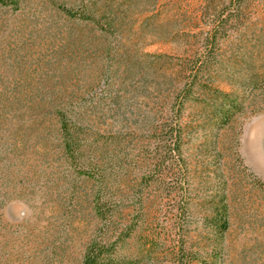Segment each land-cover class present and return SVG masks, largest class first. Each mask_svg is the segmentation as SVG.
<instances>
[{
	"label": "rangeland",
	"instance_id": "374dc122",
	"mask_svg": "<svg viewBox=\"0 0 264 264\" xmlns=\"http://www.w3.org/2000/svg\"><path fill=\"white\" fill-rule=\"evenodd\" d=\"M15 1L0 5V264H83L94 242L118 264L215 247L264 264V0ZM208 89L238 105L224 126Z\"/></svg>",
	"mask_w": 264,
	"mask_h": 264
},
{
	"label": "trees",
	"instance_id": "16d2710c",
	"mask_svg": "<svg viewBox=\"0 0 264 264\" xmlns=\"http://www.w3.org/2000/svg\"><path fill=\"white\" fill-rule=\"evenodd\" d=\"M12 4H16V1L0 0V5L2 6H8ZM197 75L198 73L192 76L193 81L191 80L189 83L185 84L182 91L183 93L181 94L178 102L179 109H182V106L190 99L189 96L192 94V89L195 86ZM208 93L214 102V106L211 107L212 108L211 111H214L215 116L218 117L220 126L226 125L229 122V120L232 118L234 113L238 111L237 103L235 102V100H233L230 97V95L224 94L218 90L208 89ZM61 130L63 135H65V139H64L65 149L73 157L72 144L70 142L68 143L66 142V140L68 141V139H70V134H69L70 129L67 123L64 122V120L61 122ZM180 131L181 130L179 129V131L175 133L176 140L174 146L176 149L180 148L179 147L180 135H181ZM173 134L171 133L170 135ZM99 201L100 200L98 199L95 200V209L98 213V216L104 219V217L101 216L100 214L101 208H99ZM210 224L213 228L215 235L218 237V239H221L223 233L227 228L226 210L224 206H222L221 209L217 210V212L213 214V216L210 219ZM113 254H114L113 244H106V243L103 244L101 242H94L87 249L85 255V261L83 264H118L116 259L113 257ZM211 254L213 255V258L203 264H221L219 260V251L217 247L212 249ZM177 264H194V263L191 259H187L185 261L181 259Z\"/></svg>",
	"mask_w": 264,
	"mask_h": 264
}]
</instances>
